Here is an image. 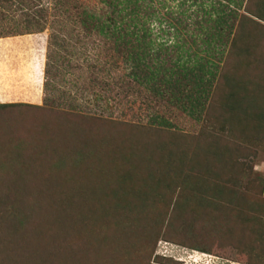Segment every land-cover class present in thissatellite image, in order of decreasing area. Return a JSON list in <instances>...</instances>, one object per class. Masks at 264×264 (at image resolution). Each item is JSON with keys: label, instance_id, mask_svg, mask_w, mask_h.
Here are the masks:
<instances>
[{"label": "rangeland", "instance_id": "obj_1", "mask_svg": "<svg viewBox=\"0 0 264 264\" xmlns=\"http://www.w3.org/2000/svg\"><path fill=\"white\" fill-rule=\"evenodd\" d=\"M100 1L0 0V264H264V0H196L236 13L209 47L175 23L193 0H151L154 52L216 67L197 117L84 32L119 23Z\"/></svg>", "mask_w": 264, "mask_h": 264}, {"label": "trees", "instance_id": "obj_2", "mask_svg": "<svg viewBox=\"0 0 264 264\" xmlns=\"http://www.w3.org/2000/svg\"><path fill=\"white\" fill-rule=\"evenodd\" d=\"M184 1L186 0H182L179 5ZM195 1L193 0L188 6L198 7L201 15L199 17L196 16L193 21L188 20L186 17L184 19L177 18L175 19V23L179 24L181 29L186 33L191 31L192 28L197 31V36L201 33L204 39L200 41L199 45L204 43L203 47H209V44L214 39L220 42L224 34L227 37L231 31L230 20L236 16L235 11L228 9L226 3H222L218 8L210 5L208 9H202L204 3L202 1L196 3ZM226 1L227 3L235 5L234 0ZM100 2L104 8L111 7L108 11L118 17L119 23L113 25V19L107 14H105L106 23L105 21H100L95 15H88L87 12H82L83 15L80 14L77 20L84 32L91 33L90 31H93V33L101 37L102 44L105 45V56L109 60L117 57L118 54L126 57L125 62L128 61V67L130 68L126 75L130 76L132 81L137 84L146 83V88L152 96L158 97L159 99H163V90L167 91V100L172 101L173 105L177 106L179 104L178 107L183 109L186 115L197 117V114L200 113V109H197L207 99L208 86L211 84L216 72L215 65L209 63L205 58H203V62H195L196 64L194 65L190 63L189 66H186L183 62H178L182 56L186 57V49H183L184 41L179 45H174L175 54L172 56L168 54L164 55L165 57H161L158 52H154V49L145 41V32L148 30L146 21L154 14L151 0H101ZM237 4L239 5V3ZM125 16L128 17V21L123 19ZM32 18L34 19V16ZM39 18L41 17L37 16L35 20L40 22L38 20ZM203 22L206 23V26L202 25ZM30 24L35 26L36 31H42L44 29V27H39L35 23L30 22ZM127 26H131L129 31ZM173 36L176 35L174 34ZM49 40H52L51 37H49ZM46 42L48 46V38ZM106 43H109L110 46H107ZM169 47L172 46H164L161 49L166 52ZM170 57H175L176 60L172 61ZM163 58L171 60L172 63H166ZM45 59L46 66L47 55ZM108 59L106 60L104 58L103 62L114 66L108 62ZM44 71L46 73V69ZM2 105L4 104L0 106ZM207 200L209 210L211 211L213 209L211 204L215 202V199L208 196ZM10 201L11 203H16L14 194ZM199 211L203 215V211L200 209ZM223 212V208L218 210V205L212 210L211 214L215 222H217L215 224L218 225L220 219L227 217ZM17 215H20L22 219L28 216V213L21 215L18 208L11 213H8V210L4 212V218L7 220L11 216Z\"/></svg>", "mask_w": 264, "mask_h": 264}, {"label": "crops", "instance_id": "obj_3", "mask_svg": "<svg viewBox=\"0 0 264 264\" xmlns=\"http://www.w3.org/2000/svg\"><path fill=\"white\" fill-rule=\"evenodd\" d=\"M39 76V75H38ZM40 83H41V79L39 78V77H34L33 78V84L32 85H34V87H37V88H39V85H40ZM34 95H36L35 93H34ZM2 97L0 96V99H1ZM1 101V100H0Z\"/></svg>", "mask_w": 264, "mask_h": 264}]
</instances>
